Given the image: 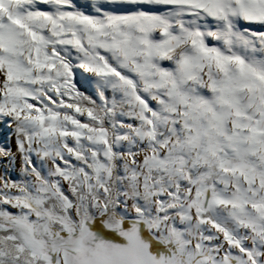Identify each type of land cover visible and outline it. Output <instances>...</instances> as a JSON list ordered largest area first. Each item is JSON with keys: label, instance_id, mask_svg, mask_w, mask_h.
Returning a JSON list of instances; mask_svg holds the SVG:
<instances>
[{"label": "snow or ice", "instance_id": "obj_1", "mask_svg": "<svg viewBox=\"0 0 264 264\" xmlns=\"http://www.w3.org/2000/svg\"><path fill=\"white\" fill-rule=\"evenodd\" d=\"M0 264H264V0H0Z\"/></svg>", "mask_w": 264, "mask_h": 264}]
</instances>
